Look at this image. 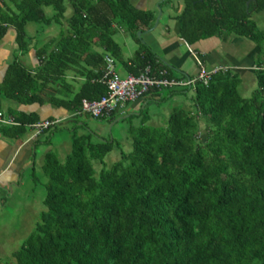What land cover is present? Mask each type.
Masks as SVG:
<instances>
[{"label": "trees", "instance_id": "16d2710c", "mask_svg": "<svg viewBox=\"0 0 264 264\" xmlns=\"http://www.w3.org/2000/svg\"><path fill=\"white\" fill-rule=\"evenodd\" d=\"M65 1L0 0V39L12 27L18 50L31 38L25 33L29 21L49 25L63 19L67 26L52 48V41L36 48L33 72L9 61L0 82L4 97L40 102L42 87L59 80L68 88L62 76L80 67L84 80L77 90L66 99L48 100L76 111L82 98L99 97L105 92L103 60L91 46L97 42L120 59L112 24L138 43L121 61L127 72L137 74L149 65L153 72L164 68L168 78L186 76L174 77L175 68L136 35L152 27L151 10L130 0H68L72 12L64 17ZM44 5L53 11L47 14ZM177 17L178 35L187 44L220 33L255 43L264 38L244 0H183ZM255 66L256 87L247 97L237 93L239 76L232 69L216 70L206 83L180 90L152 89L153 94L169 90L160 101L191 90V108L172 107L157 126L144 124L141 113L140 124L128 128L130 150H120L118 160L97 172L91 161H101L116 145L113 139L89 129L72 132L62 163L47 151L41 166L45 209L3 264H264V70ZM9 115L20 123L0 125L9 136L36 120Z\"/></svg>", "mask_w": 264, "mask_h": 264}, {"label": "crops", "instance_id": "0c3cea01", "mask_svg": "<svg viewBox=\"0 0 264 264\" xmlns=\"http://www.w3.org/2000/svg\"><path fill=\"white\" fill-rule=\"evenodd\" d=\"M130 1L138 8L149 9L154 12V19L152 22L153 25L151 28L143 31L145 32L146 38H144L142 42L146 43L152 49V52L155 53L156 56H158L161 60H164L165 63L177 69L173 70V75L175 73L180 74V72H183L186 74V76L183 77L184 79L186 77H191V75L186 72L184 67L185 59L187 57L186 55H189L192 57L193 63L195 64V73L197 72L198 68L197 61H200L202 65L208 69L216 66L217 64H224L236 72L238 76H242L241 78L243 80L246 79V77H251V80L255 77V59L257 56L259 57L258 51H260V47H258L255 42L243 36L220 33L215 34V36L212 37L195 41L192 44L198 45L200 48L192 49L190 47L192 44H187L178 35L179 19L177 14L183 7V0H159V13L156 7V2L158 0ZM44 11L47 14H50L53 9L50 5H44ZM71 12V4L68 0H66L65 10L63 13L64 17H67ZM155 16H157L156 21ZM43 23L44 22L36 21H29L26 23L25 33L31 38L25 50L17 49L16 42L14 40V30L12 27H8L5 34L0 39V82L3 79L7 64L12 58L20 62L21 65L27 70L33 72L38 64L35 54L36 48L46 43L48 44L51 41L52 43L49 49L52 48L57 39L67 31V26L65 25V21L63 19L61 20V23L53 20L49 22L52 23L49 25H43ZM112 26L114 28V32L111 37L119 47L120 57V59H113L115 61L117 73L120 76H123L129 72L126 71L121 61L129 59L131 53L136 50L138 43L124 29L115 26L114 24H112ZM138 36L141 38V33ZM221 48H224L225 50L220 51ZM91 50H94L100 54L104 53L103 47L97 42L93 43ZM235 50H239L238 54L235 53ZM260 68L264 70V65H260ZM81 73V67L79 70L72 68L66 70L64 76H62V79L69 87L67 88L66 86L60 84L61 82L59 80L54 83H49L44 88L42 87V91L40 92L42 100L40 102L34 101L24 104L14 99L4 97L0 93V109L7 114H21L25 116L32 115L35 116L36 119L58 117L62 121L59 126L60 128L66 127L71 123L73 125L70 128L71 133L74 129L81 130L84 128V122L77 121V119L83 115H88L84 113L74 114V111H68L62 106L52 104L48 100L49 97L66 99L70 95V91L72 93L75 92L80 85V82L84 80V76ZM245 81L246 80L243 82L244 86H248L247 83L245 85ZM161 92L162 90L159 92V94H153L151 91V94L144 95L129 102L121 114L111 113L108 116L95 117L93 119L101 118L103 120H107L111 122L110 127H112V124L117 120L127 119L130 121L134 118L137 119V124H130L129 127L137 126L142 121L141 113L144 112L146 115L148 112L147 106L150 103L156 104V102L160 101L158 98L163 95ZM185 108H191V100L185 105ZM161 116L164 118L163 113ZM165 120L166 118H164V121ZM151 123L152 122L149 121V119H145L144 121V124L154 126ZM53 135V131H44L35 137H31V131L28 128H26L23 133L14 136L4 135L2 132H0V226L7 228L8 219L4 220L3 218H9V220L10 218H14L15 223L13 225L16 227L17 224H25L24 221L26 213L19 210L21 207L19 206L18 201L13 200V197L16 196V193L20 190V187H37L39 184H44V178H42V176L39 174V172L42 171L41 166L43 164L44 155L47 151H52L54 155L57 156V154H59L58 151L60 150L59 143H54L52 140ZM98 135L104 136L101 134ZM107 137L104 136V138ZM127 142L130 143L128 129L126 143ZM97 166V169L101 167L100 164ZM97 169H94L95 172ZM15 214L19 215L20 219H17ZM30 220L31 223H33V217ZM13 225L11 219L9 221V227L17 237L19 231L14 230ZM28 227L29 229H33L32 226ZM2 235L3 237H1ZM11 236L12 234H9L7 231L0 233V257H3L2 254L4 253L8 255V258H11L12 252L19 247L10 246L8 244L11 241ZM18 238L23 239L24 237ZM1 262H3V260H0V264H3Z\"/></svg>", "mask_w": 264, "mask_h": 264}, {"label": "rangeland", "instance_id": "374dc122", "mask_svg": "<svg viewBox=\"0 0 264 264\" xmlns=\"http://www.w3.org/2000/svg\"><path fill=\"white\" fill-rule=\"evenodd\" d=\"M250 19L254 22V24L256 25V28L259 31H264V9L257 13H252L250 16ZM144 38H146V35H145V32H142L141 41ZM256 44L258 47H260V51H258L259 57L257 56V58L255 59V62L257 65L258 64L264 65V38L260 37V39L256 42ZM199 45L202 46L201 44ZM190 47L192 49L200 48L198 45H195V44L194 45L192 44ZM223 50L225 49L221 48L220 51H223ZM238 51L239 50H235V53L238 54ZM186 56L187 57L185 59V64H184L185 70L187 73H189V75H191V77H194L196 75L195 64L193 63V59L191 56L189 55H186ZM205 69H208V68L205 67ZM174 77H178V73H175ZM241 77L239 75L238 84L236 85L237 93L242 96H248L249 93L256 87L255 77L252 80H251V77L250 78L246 77V79H244L246 80L245 85L247 83L248 86H244L243 84L244 80ZM241 79H242V82H241ZM180 88L182 87H175V90H180ZM168 92L169 90L163 88L161 93L166 96L168 95ZM191 96H192L191 91L189 90L185 92L176 91L175 93L172 94V96L167 97L166 100L156 102V104L150 103L147 106L148 112L146 113L144 119H147V120L149 119V121L152 122L151 124L154 126L162 125L165 122L164 118L167 115V111H170V109L174 106L185 107V105L190 102ZM162 113L164 115V118L163 116H161ZM77 121H83L84 128H82L81 130L74 129L73 132H75L76 134L85 132L86 130L89 129L94 134H101V135H104L105 137L108 136L109 139L113 138L114 142L116 143V145L110 151H108L105 154V156H103L101 161L92 160V165L94 169H97L98 164H100L101 166L103 165L104 167H109L113 161L119 158L118 154H120V150L124 152H128L130 150V143L129 142L126 143L127 129L130 124L136 125L137 119L133 118L130 121H128L127 119L117 120L112 124L113 125L112 127H110L111 122L107 120H103L101 118L93 119L85 115L79 117ZM72 126L73 125L70 123L66 127L58 128L53 131L54 135H53L52 140L54 143H59V148H60V150L58 151L59 154H57L56 157H58L57 160L61 163L65 160L66 154L70 148L69 145H70L71 134H72L70 132V128ZM200 127L201 128L203 127L202 124H200ZM39 174L42 176V171L39 172ZM42 178L44 177L42 176ZM43 195H44V187L43 185L39 184L37 187H20V190L16 193V196L13 197V200L18 201L19 206L21 207L19 208V210L25 212L26 216H25V221H24L25 224L24 225L17 224V227L13 225L15 223V219L10 218V220L12 219V225H13L14 230L19 231V233L17 234L18 235L17 237L15 236V234L11 231L9 227V221H10L9 218H3L4 220L8 219V223H7V228L0 226V233L7 231L9 234H12L11 241L8 243L10 246H19L22 239H19L18 237L20 238L25 237L27 234H30L33 231V229H29L28 226H32L34 228V224L38 218L37 217L38 212L40 210L45 209V206L43 205V202H42ZM15 217H17V219H20L19 215L17 214H15ZM32 217H33V223H31V220H30ZM1 237H3V235ZM2 255L3 257H0V260H3V262L1 263L10 262L11 258H8V255L4 253Z\"/></svg>", "mask_w": 264, "mask_h": 264}, {"label": "built area", "instance_id": "2783aa9c", "mask_svg": "<svg viewBox=\"0 0 264 264\" xmlns=\"http://www.w3.org/2000/svg\"><path fill=\"white\" fill-rule=\"evenodd\" d=\"M103 60L101 81L105 85V92L99 97L88 100L82 98L80 100L79 109L74 111L76 113H84L91 118L105 117L111 113H123L126 105L140 98L152 89L156 88H175V87H190L195 81H202L206 83L209 75L216 70L230 69L224 64H217L209 69H205L200 61H197V72L194 77L168 78L165 76V69L159 68L155 72L151 70L149 65H145L137 74L126 73L120 76L115 68L114 59L107 53L101 54ZM257 67L254 66V69ZM60 118H40L34 120L32 123L25 124V127L30 129L31 137H35L40 132L47 131L53 126L61 124ZM0 125L13 126L20 125L18 121H15L7 113H4L0 109Z\"/></svg>", "mask_w": 264, "mask_h": 264}, {"label": "flooded vegetation", "instance_id": "af4514ba", "mask_svg": "<svg viewBox=\"0 0 264 264\" xmlns=\"http://www.w3.org/2000/svg\"><path fill=\"white\" fill-rule=\"evenodd\" d=\"M158 2L159 0L156 2V4L159 5ZM263 2L264 0H244V9L251 16L252 13H257L264 9V6L260 7V3H263Z\"/></svg>", "mask_w": 264, "mask_h": 264}, {"label": "water", "instance_id": "95a60500", "mask_svg": "<svg viewBox=\"0 0 264 264\" xmlns=\"http://www.w3.org/2000/svg\"><path fill=\"white\" fill-rule=\"evenodd\" d=\"M156 7H157V11H158V13H159V11H160V7H159V5L156 4ZM156 19H157V16H155V21H156ZM154 24H155V23H154ZM139 34H140V32L137 31V32H136V35L138 36Z\"/></svg>", "mask_w": 264, "mask_h": 264}, {"label": "bare ground", "instance_id": "6f19581e", "mask_svg": "<svg viewBox=\"0 0 264 264\" xmlns=\"http://www.w3.org/2000/svg\"><path fill=\"white\" fill-rule=\"evenodd\" d=\"M29 130H30V129H29ZM42 132H43V131H42ZM42 132H40V133H42ZM40 133H39V134H40ZM39 134H37V135H39ZM37 135H36V136H37Z\"/></svg>", "mask_w": 264, "mask_h": 264}]
</instances>
